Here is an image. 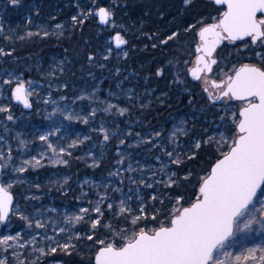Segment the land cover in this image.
Masks as SVG:
<instances>
[{"label":"snow or ice","instance_id":"obj_1","mask_svg":"<svg viewBox=\"0 0 264 264\" xmlns=\"http://www.w3.org/2000/svg\"><path fill=\"white\" fill-rule=\"evenodd\" d=\"M12 3L16 4L17 0H12ZM184 3L190 5L191 0H184ZM215 3L226 6L225 10L218 11L215 17L201 19L186 29L189 31L198 27V31H195L199 38L195 43V58L183 61L185 67L176 73L175 79L180 81L181 74H190L196 81H200L201 91L206 93L208 104L219 113L218 122H212L214 127L211 135L207 134L208 129H204L205 135L188 141L190 147L187 152L176 150L180 146L181 136H191V130L185 126L186 121L183 119L180 126H174L168 136V141L175 146L173 151H167V146L159 144L161 132L151 133L146 141H137L146 143L157 138L153 148H161L168 157L165 163L157 156L160 166L156 171L148 166L147 177L143 175V168L133 169L131 163L127 169L129 172H141L142 178L139 181L128 177L131 184L144 185L148 189L162 187L165 190L159 196L153 192L150 197L151 210L139 197L138 206L132 208L129 203L132 199L130 196L117 202L105 191L98 193L96 200H90L88 207L80 208L76 213H66L63 224L53 220V235L49 236L46 222L33 220L17 206L14 214L19 215L28 227H32L34 223L35 235L27 240L19 232L15 236H0V248L4 253L0 255V264H8L9 250L26 249V246L31 247L32 261L27 258L20 259L24 255L22 251H11L12 258L17 264H41L42 257L55 253L58 249L70 252L76 247L73 240L78 242L84 239L94 244V256L90 258L94 259V264H240L241 261L245 264H264V247L259 244L248 248L247 254L243 256H233L227 250L243 244L250 233L264 235V52L251 49L260 58L259 64H233L227 72L221 69V62L214 57L217 45L222 41L244 42L246 37L249 40L244 43V51L249 50V45L264 49V0H215ZM95 11L101 22H107L113 16V12L105 7H99ZM88 14H92V9H89ZM80 15L87 18L83 11ZM208 19L213 22L209 23ZM72 21L74 24L83 23L75 15L72 16ZM55 27L61 29L62 25L57 24ZM32 35V32L27 33L29 37ZM42 35L48 36L49 33L44 31ZM178 35V32H172L162 43L166 44ZM5 39L10 40L11 37ZM112 39L117 46L126 43L119 31ZM240 52L241 49H236L237 55ZM0 54H6L2 47ZM89 59H92L91 55ZM167 63L171 67L179 68L181 61L173 58ZM189 64L192 66L188 67ZM213 66H216L217 78L209 79V74L214 72ZM163 71V68L157 69V76L162 75ZM3 83L11 85L13 80L8 79ZM32 83L33 81L16 79L15 86L11 88L12 98L22 102L25 107H31L29 97L32 92L27 85ZM113 107L117 106L109 103L104 111L108 112ZM58 111L68 120H83L88 123V116H74L71 111L59 107L53 109V112ZM117 111L123 115L127 109L117 107ZM0 113H9L7 120L13 119L7 106H0ZM95 113L96 109H93L90 116L94 117ZM99 132L103 133L104 141L109 139L108 130L103 126L99 128ZM50 135L52 133L46 132L39 136V140L46 143L52 152V156L48 157L49 163L67 164L68 161L61 158L66 149L60 147L57 152L56 146L49 141ZM26 143L21 139L19 146H25ZM79 143L83 141L73 140L69 147ZM120 143L123 144L124 141L121 140ZM205 148L209 151L205 154L204 161L199 162V154ZM45 155V152H41L39 159L32 156L20 165H15L12 164V149H7V155L0 149V222L13 214V195L10 189L20 182L9 175V165L13 172L25 173L29 166L40 167ZM123 159L121 156L117 163L122 164ZM193 160L199 162L198 168H185L183 176L169 168V165L182 166L186 161L191 163ZM97 163L94 159L93 167ZM157 176L160 178L157 179ZM5 180L8 182L5 183ZM139 190L137 187V193ZM113 191L124 196L120 188ZM105 203L107 211L113 214V218L107 221L104 219L105 209L102 207ZM82 222L89 224L83 235L75 230V226ZM101 227L106 230L103 238L97 236ZM40 230H44L43 236ZM58 234L66 235L65 242L56 240ZM37 237L46 244L47 250L43 246L37 247ZM257 252L260 253L259 257L256 256Z\"/></svg>","mask_w":264,"mask_h":264},{"label":"trees","instance_id":"obj_2","mask_svg":"<svg viewBox=\"0 0 264 264\" xmlns=\"http://www.w3.org/2000/svg\"><path fill=\"white\" fill-rule=\"evenodd\" d=\"M0 3V7L4 9L3 17H8V21L17 19L23 25L21 16L29 11L31 15H37L39 22L46 26L45 30L35 29L31 37L19 34V38L16 39L10 35L9 40L3 37L4 34L0 35V47L4 48L6 53L0 66L20 71L25 77L42 79L43 73L47 72L45 66L50 59H62L64 61L62 69L55 71V76L52 78L58 84L64 85L60 92L66 94H70L74 86L83 84L88 74L94 75L95 78H102V85L111 90H113L112 83L121 79V87L131 88L129 101L124 102L128 111L123 115L102 114L105 123L112 130L120 129L133 122L134 131L139 129L140 136L145 137L147 131L162 132L163 129L170 128L174 118L184 115L185 118L194 117L190 121L191 136L180 137L184 142H188L193 136L199 138L205 135L204 129H208L207 134H211L212 122L219 117L216 108L208 104L206 94L201 91V87L190 74H181L180 81H176V73L183 68L181 63L177 68L169 66L167 62L173 58H179L180 61L192 58L193 45L197 41L196 29L189 31L186 29L201 19L215 17L218 11H223L222 6H215L209 0H191L190 5H185L184 0H17L14 5L12 0H0ZM11 5L16 11L12 10ZM88 6L94 9L104 6L113 12V16L106 24H100L94 12L87 15V18L80 15ZM76 9L80 10V13ZM74 15L77 16L78 21L83 20V23L74 24L72 21ZM34 20L35 18L31 19V21ZM211 21L208 19V22ZM59 23L62 25L61 29L54 28ZM111 23H113L112 27ZM25 29L26 27L22 28L23 31ZM44 31H47L49 35L43 36ZM116 31H119L126 40L123 47L124 53H127L126 56L124 53L118 54V50L106 52L107 48L113 47L107 40ZM172 32H178V37L166 44L162 43ZM245 42L248 41L224 42L221 45L217 51V60L221 62L220 67L223 71L227 72L233 64L237 66L239 63L259 64L260 59L251 49L255 52H263L264 49L249 45V50L244 51ZM236 49H241L238 55ZM159 68H163L164 71L162 75L157 76L156 72ZM128 71L132 74L126 76ZM142 89H146L144 95L141 92ZM88 124L89 122L83 125V128ZM11 127L6 123H0V134H5ZM161 135L162 141H165V136ZM156 139L137 145L136 150L146 154L142 151V146L153 145ZM85 146L91 147L99 157L95 167L88 164L83 157L73 154L69 156L67 164L58 166L57 169L46 167V170L38 171L39 192L44 193L57 208L76 207L81 197L78 182L83 177L89 176L95 180L105 179L110 185L111 180L114 179V175L110 173H114L117 165L116 151L119 147L117 136L109 134V139L104 141L103 134L99 133L98 129H93L88 132ZM188 149L180 148L181 152H187ZM208 151L207 148L201 150L199 162L204 161ZM159 153V147L150 150L151 157ZM199 162L186 161L182 166L171 165V167L178 175L183 176L185 168L195 170ZM50 170L60 171L64 177H67L61 187L58 184L43 182ZM42 171L45 172L42 173ZM164 191L162 187L147 190L143 200L148 204L149 210H151L150 192H155L159 196ZM12 192L15 196L18 193L14 187ZM102 207L105 209V221L112 219L113 214L107 211V206L102 205ZM157 207H159L158 203ZM8 220H11L10 217ZM88 228L89 224L82 222L76 225L75 229L83 235ZM105 231L101 227L97 236L103 238ZM73 243L76 247L70 252L58 249L57 252L42 257L41 264L56 262L58 264H94L93 259L90 260L94 256L93 242L84 239L78 242L73 240ZM7 255L8 264H17L10 255V251ZM25 258L32 261L33 256L28 254L21 259Z\"/></svg>","mask_w":264,"mask_h":264},{"label":"rangeland","instance_id":"obj_3","mask_svg":"<svg viewBox=\"0 0 264 264\" xmlns=\"http://www.w3.org/2000/svg\"><path fill=\"white\" fill-rule=\"evenodd\" d=\"M74 4L75 3H73V5ZM11 8L12 10L16 11V9L12 5ZM89 9H92L93 13L97 8L94 9L92 6H88L84 13L89 15ZM76 11L80 13V10L76 9ZM3 14L4 9L0 7V20L3 24L0 35L4 34L3 37H9L10 35H12L16 39H18L19 34L27 35L28 32H35V29L37 31L46 29V26L41 24L37 19V15H31L29 11L24 12L21 16V19H23L24 22L23 25L17 19L8 21V17H3ZM32 18H35V20L31 21ZM112 25L113 23H111V27ZM24 27H26V29L23 31L22 28ZM196 31H198V27ZM107 42L111 43L112 46L111 38L108 39ZM109 49H111V52L113 50H118V54H122L125 52L123 48L111 47L106 49L107 53H109ZM4 55L5 54H0L1 63ZM192 57L193 59L185 58L181 61V65L183 66V68L185 67L183 61L190 59L194 60V56ZM56 59L51 58L50 61L46 64L45 70L47 72L43 73L42 79L25 77L24 74L20 71L5 69V67H3L2 65L0 66V106H7L10 109V114L13 116V119L9 121L6 118L9 113H0V123H6L7 125L12 126L7 130L5 134H0V149L4 151L5 155H7V149L9 147L12 149V164L15 165H20L22 161L28 160L32 156H36L39 159V153H46L44 159L41 161L40 167L32 168L29 166L25 173L17 174L12 171V166L9 165V175H11L13 178H16L20 182L12 186V188L14 187L18 192L16 195L17 201L13 205V214L9 216L11 220H7L5 223L0 222V236H15L16 233L19 232L23 239L27 240L30 236L35 235V224L33 223L32 227H28L26 222L22 220L19 215L14 214L17 206L24 212L25 215L32 217L33 220L39 219L43 222H46L47 234L49 236L53 235V220L59 221L61 224H63V216L66 213H76L80 208L88 207V202L90 200H96L98 198V193L107 191L108 195L117 202L122 198L130 196L132 199L131 201H129V203L132 208H136L138 206V197L143 199V196L146 194L148 188H145L144 185L130 183L128 177H132L137 181H139V179H141L142 177L140 171H127L129 163H131L133 169L143 168V175L147 177L149 175L148 166H152L153 171H156L160 166V161L156 159L157 156H160L161 160L165 163L168 161V157L163 154L161 148L159 154L151 157L150 150L153 148V145L142 146L141 149L146 154H141L136 150L137 145L139 146L141 144H144L137 143V141H146L149 135L153 132L147 131L145 137H141V132L139 129H136L134 131L135 126L133 122H130L126 126L121 127L120 129L118 128L116 130H112L110 126L105 123L102 114L107 115L113 113L121 115L117 111V107L126 108L124 102L129 101L128 97L131 94V88L121 87L120 79L112 83L113 90H111L102 85V78H95L94 75L88 74L83 84L74 86L71 89L70 94L61 93L60 90L64 88V85L58 84V82L55 81L52 77L55 76V71H60L62 69L64 61L62 59ZM188 66L191 67L192 65L189 64ZM10 73L11 76L9 75ZM130 74H132V72L128 71L126 76ZM209 77L217 78V71L210 73ZM8 79L13 80V83L11 85H5L3 83V81ZM16 79H22L25 82L33 81L31 85H27L29 87V90L32 92L29 100L32 106H34L29 111L24 110L19 104L13 102L12 100L11 88L15 86ZM197 83L200 87H202L200 81H197ZM141 92L144 95L146 93V89H142ZM61 97H64V99H61ZM89 97H91V99ZM53 101H55L56 103H53ZM109 103L117 107H113L110 111L106 112L104 111V109ZM56 107H59L60 109H67L71 111L74 116H88V126L83 128V125L86 124L83 122V120H68L66 119L65 115L61 114V112H53V109ZM93 109H96L94 117L90 116V113ZM2 118L4 120H2ZM193 118V116H190V118L187 116V118H185L184 115H180L179 117L174 118V121L171 124L170 128L163 129L162 132L160 130L157 131L161 132V134H163L166 138L165 141H162V137H159L158 142L161 145L167 146V151H173V148L175 146L168 141V136L171 130L174 126L179 127L180 121L182 119L186 121L185 126L190 129V121ZM216 121L218 122V119ZM101 126L108 130V134L117 136L119 145L116 151L117 161L121 159V156L124 157L123 163H117L116 169L114 171V173H119V175H114V179L111 180V185L109 181H106L105 179L95 180L89 176L83 177L78 182V187L80 188L79 195L81 197L79 198V202L76 207L73 209L57 208L51 203L50 199L46 197V195H44V193L39 192L40 185L37 183V180L39 178L38 171L46 170V167L57 169L58 166H62L65 164L54 165L49 163L48 157L52 156V152L47 148L46 143L39 140V136L43 135L46 132L52 133V135L49 136V141L54 146H56L57 152H59L60 147H64L66 149L65 153L61 154L62 159L68 161L69 156L74 154L76 156L83 157L88 162V164L93 165L94 159L98 161L99 157L94 153L91 147L88 148L87 146H85V142L87 139H84V137H88V132L93 129H98L99 131V128ZM213 127L214 124L212 123L210 131L211 134ZM57 128H59L60 131H55V129ZM17 133H19V136H17ZM137 133L139 134V136H137ZM195 138H197V136H193L190 140ZM21 139L27 142L25 146H19V141ZM73 140H81L83 141V143H79L73 147H69V145L72 144ZM121 140L124 141L123 144L120 143ZM156 142L157 139L155 143ZM179 144L180 146L176 150L180 152V148L182 149V147H184L185 149H188V147L190 146L188 142H184L181 138L179 140ZM68 153H71V155H68ZM52 158L54 159L55 157L53 156ZM169 168L173 171L171 165H169ZM43 172L45 171H42V173ZM159 178L160 177L157 176V179ZM64 180L65 177L63 174H61L60 171L50 170L43 182L45 184H58L61 187L64 183ZM7 182L8 181L5 180V183ZM148 182L151 183V180H149ZM37 185H39V187H37ZM137 187H139L140 189L139 193H137L136 191ZM12 188L10 189L11 191ZM115 188H120L124 193V196H122L120 192H114L113 189ZM130 188L131 191H129ZM152 194L153 192H150V197ZM104 205L107 206L106 203ZM257 207H259V205H257ZM52 209H55V211H52ZM40 232L41 236H43L44 230H40ZM60 235L61 234L56 235V240L60 243L65 242L66 235ZM37 240V247L43 246L47 249L46 244L41 241L39 237H37ZM257 244L261 245V247H264V235H261L258 232H253L249 234L248 239L243 244L237 245L236 247L227 250L232 252L233 256L237 254L243 256L247 254L248 248L254 247ZM9 251L10 255L11 251H22L24 255H22L20 259L25 255H32L30 246H26V249L13 248ZM0 252H3L2 248H0ZM0 255L3 254L0 253ZM256 256L259 257L260 253L257 252ZM54 264H58V262ZM240 264H245V262L241 261Z\"/></svg>","mask_w":264,"mask_h":264},{"label":"water","instance_id":"obj_4","mask_svg":"<svg viewBox=\"0 0 264 264\" xmlns=\"http://www.w3.org/2000/svg\"><path fill=\"white\" fill-rule=\"evenodd\" d=\"M210 1H212L216 6H222V5H217L216 3H215V0H210ZM226 6H224V8H225ZM95 16L97 17V20H98V22L100 23V24H105L106 22H101L100 20H99V16H98V14L95 12ZM116 33V32H115ZM115 33L113 34V37L115 36ZM247 38V37H246ZM199 39V38H198ZM245 39V38H244ZM223 42V41H222ZM221 42V43H222ZM221 43L219 44V45H217V47H219L220 45H221ZM113 45H114V47H116V48H120V47H122V46H124V44H122V45H120V46H117L116 44H115V41H114V39H113ZM193 48H195V45H194V47ZM12 100H13V102H15V103H18V104H20V106L24 109V110H30L31 109V107H25L24 106V104L22 103V102H20V101H16L14 98H12ZM12 195H13V205L15 204V196H14V194L12 193ZM8 219V218H7ZM7 219L5 220V221H3V222H1V223H5L6 221H7ZM93 263H94V259H93Z\"/></svg>","mask_w":264,"mask_h":264},{"label":"flooded vegetation","instance_id":"obj_5","mask_svg":"<svg viewBox=\"0 0 264 264\" xmlns=\"http://www.w3.org/2000/svg\"><path fill=\"white\" fill-rule=\"evenodd\" d=\"M0 25H3L1 20H0ZM2 27H3V26H2ZM215 55H216V53H214V57H216Z\"/></svg>","mask_w":264,"mask_h":264}]
</instances>
